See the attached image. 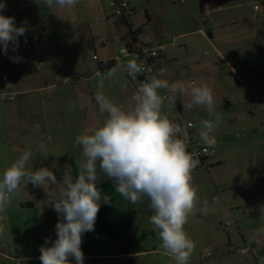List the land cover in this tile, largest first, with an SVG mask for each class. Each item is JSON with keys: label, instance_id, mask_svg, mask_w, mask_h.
Returning a JSON list of instances; mask_svg holds the SVG:
<instances>
[{"label": "rangeland", "instance_id": "rangeland-1", "mask_svg": "<svg viewBox=\"0 0 264 264\" xmlns=\"http://www.w3.org/2000/svg\"><path fill=\"white\" fill-rule=\"evenodd\" d=\"M128 1L135 9L131 30L138 29L137 37L144 42L165 46L166 80L182 81L186 86L208 83L220 115L211 133L217 141L216 153L207 158L206 168L192 172L198 199L184 225L195 243L189 264H264V243L256 242L264 240V216L258 211L264 204V0H235L223 11H212L205 0ZM0 2L6 4L3 14L14 16L17 26L27 22L26 34L18 37L19 48L13 51L10 47L7 54L0 50V114L9 110L11 122L17 124L8 136L0 132V174L22 151L31 150L38 168L48 167V159L54 163L50 170H56L58 181L74 180V174L62 172L64 167L75 168L76 158L81 156L75 141L86 134L84 112L93 110L96 123L102 119L96 93L127 107L134 92L126 72L101 74L92 59L111 57L124 39L131 38L129 30L109 17L106 0H79L71 8L51 9L40 7L35 0ZM224 15L240 18L234 27L244 33L242 41L234 37L230 44L224 31L214 37L221 47L214 51L205 37L188 34L196 29L208 33V18ZM244 46L241 56L227 53L232 51L230 47ZM12 56L22 59L13 63ZM225 56L235 64L233 71L225 65ZM11 96L13 101L8 100ZM188 100L187 96L178 99L179 108L165 102L162 113L172 121L192 122L193 136L201 141L202 121L209 117L200 106L187 108ZM41 142L44 150L38 147ZM215 160L222 163L213 164ZM224 185L241 192L243 222L237 224L226 215L217 238L214 232L218 229L209 212L221 203L219 189ZM61 187L54 186L58 195ZM98 187L112 202L101 201L94 231L83 235L84 255L97 256L84 264H175L172 257L157 254L163 251L159 230L149 222L148 198L143 204H133L117 193L106 177ZM43 191L22 183L12 202L0 212L4 230L0 251L18 262L22 258L21 264H41L40 247L46 238H56L59 217L45 205ZM205 207L206 213L201 211ZM245 242L249 251L242 252ZM144 251L147 254H133Z\"/></svg>", "mask_w": 264, "mask_h": 264}, {"label": "clouds", "instance_id": "clouds-1", "mask_svg": "<svg viewBox=\"0 0 264 264\" xmlns=\"http://www.w3.org/2000/svg\"><path fill=\"white\" fill-rule=\"evenodd\" d=\"M41 7L71 8L79 0H35ZM6 4L0 2V50L19 48L18 37L26 34V21L17 26L14 16L3 14ZM13 63L19 56L10 57ZM126 72L135 79L150 71L135 59L116 64L108 73ZM189 97L187 108L202 107L209 119L202 121L201 141L209 148L217 141L211 133L218 126L220 115L214 108V92L208 83L186 86L182 81L169 82L157 75L141 81L129 99L127 107L113 102L97 92L95 101L101 120L76 137L81 147V159L77 162L78 174L73 180L62 178L47 166L29 170L32 151L24 150L19 157L0 174V212L18 193L21 184L53 189L45 191L46 203L54 209L59 219L55 225L56 238H46L40 247L41 264H84L82 238L94 231L101 201L111 203L112 198L101 193L98 184L102 177L111 180L114 189L133 204L144 203L148 198L151 210L149 222L158 229L161 249L172 257L175 264H189L195 248L184 225L196 207L197 188L192 172L199 161L187 150L192 125L182 126L162 113L165 101L175 106L178 99ZM75 107V105H73ZM44 150L43 142L38 146ZM62 185L59 195L54 186ZM206 213L207 208L201 209ZM264 216V204L258 210ZM4 230L0 228V233ZM264 232V229H261ZM257 244L264 240H257Z\"/></svg>", "mask_w": 264, "mask_h": 264}, {"label": "crops", "instance_id": "crops-1", "mask_svg": "<svg viewBox=\"0 0 264 264\" xmlns=\"http://www.w3.org/2000/svg\"><path fill=\"white\" fill-rule=\"evenodd\" d=\"M207 3V6L210 7V9H212V11H223V10H227L229 8H231L232 4L234 3L235 0H205ZM240 18L238 16H223V17H212V18H208L209 22V26H208V33L203 32L202 29H196V30H192L191 32H189V35H197L200 34L202 37H205L208 41L212 42V48L214 49V51H219L218 48L221 49V47L219 46L218 42L216 43V40L214 39V37L217 35H220L222 32L227 31V33L225 34V38H227L230 41V44L233 43V38L235 37L236 40L238 42L242 41V38L244 37V33H242V30L240 31H235V25L237 26L240 23ZM131 24L133 25V23L131 22ZM41 28V27H40ZM185 37V36H182ZM219 37V36H218ZM139 40L140 37H138ZM142 41V40H141ZM144 42V41H143ZM245 48L242 47L241 49H235L234 47H230V50L232 51H228V55L229 53H233L234 56L235 55H239L241 56L242 54H244L241 50H243ZM236 56V57H237ZM235 57V58H236ZM106 59V58H105ZM224 62L225 65L230 67L229 69H231L233 71V63L231 62V58L230 56H225L224 57ZM241 65V64H240ZM243 66H239V68H241ZM238 68V67H237ZM94 111L89 109L86 110L84 112V132L86 133L87 130L92 129L95 125H96V120L94 119ZM24 125V124H23ZM21 125V126H23ZM17 126V124H15L14 122H11V112L9 110H4L1 114H0V132L3 133V135L8 136L9 132H11L15 127ZM44 129V127H43ZM47 130V129H46ZM81 159V156H78L76 158V162H78ZM45 161L47 162V165L49 168L52 167V165H54L53 162H50L48 159H45ZM66 163L68 165L72 164V161H69ZM222 163V161L220 160H215L213 162V164H220ZM31 165V166H30ZM28 168L31 170H35L36 168H38V163L34 160H31V162L28 165ZM54 173L56 175L57 172L56 170H53ZM78 166H76L75 168H65L64 167V171L62 173H71V175L74 174V176H77L78 174ZM221 180H225L224 178H221ZM30 187L32 189H35L36 187H34L31 183H30ZM218 188V186H216ZM49 190H53V189H49V188H45V191H49ZM220 190V197H221V203L215 207L211 212H209V214L211 215V219L210 221L213 223V225L216 226V229H218L221 225H222V221L223 219L226 218V215H229L233 218V220L238 224H241L242 218L240 216V214L242 213L243 207L245 202L241 199L243 196H241V192H234L236 190H233L232 187H226L225 185L222 187ZM45 191L42 192V194L45 196L46 193ZM26 205H32L34 206L35 203L34 202H27L25 203ZM222 233V231H220L218 229V231L216 230L214 232L215 237L219 238L220 234ZM220 233V234H219ZM246 243V242H245ZM251 243V242H250ZM148 251H144V252H137V253H133L134 255H138V254H147ZM155 253H157L156 251H154ZM242 252L243 249H242ZM246 252V251H245ZM157 254H162L163 256L166 257H170L168 255H165L164 253H157ZM120 255H130L129 253H122ZM97 256L94 255H84V260L88 261V260H92ZM203 256H201V260ZM22 258H20V262H18V258H13L12 256L6 255L3 252L0 251V264H6V263H10V264H21L23 261H21Z\"/></svg>", "mask_w": 264, "mask_h": 264}, {"label": "built area", "instance_id": "built-area-1", "mask_svg": "<svg viewBox=\"0 0 264 264\" xmlns=\"http://www.w3.org/2000/svg\"><path fill=\"white\" fill-rule=\"evenodd\" d=\"M106 2L110 10L109 17L119 21H126L129 23L130 27L133 28L131 19L135 14V9L128 0H106ZM164 53V45L143 42L136 36L134 39H124L123 46L119 50H116L111 57L99 59L97 56H93L92 59L97 63L101 61H113L115 64L127 63L128 60L135 59L138 63L143 64L145 68L150 71H145L144 73L137 75L135 79L126 75L135 91L138 84L141 81L149 79L151 75H157L159 78L166 80V72L163 67V61L165 60ZM3 78H5V76H3ZM8 100L13 101V97H9ZM174 122L181 124L182 126L192 125L187 128L190 135V142L188 143L187 150L193 155L194 159L199 161L196 168H206L207 158L216 153L215 146L209 148L202 141L194 138V124L192 122L184 120H176ZM243 251H249L248 243H246ZM72 264H75L74 259L72 260Z\"/></svg>", "mask_w": 264, "mask_h": 264}, {"label": "trees", "instance_id": "trees-1", "mask_svg": "<svg viewBox=\"0 0 264 264\" xmlns=\"http://www.w3.org/2000/svg\"><path fill=\"white\" fill-rule=\"evenodd\" d=\"M123 25H125L128 28V35H130V37L132 39H134L136 36H138V29L136 30H131V27L129 25L128 22L126 21H120ZM116 64L113 61H101L97 63L98 66V70L101 74H106L108 73ZM176 107H180L179 102H176Z\"/></svg>", "mask_w": 264, "mask_h": 264}]
</instances>
